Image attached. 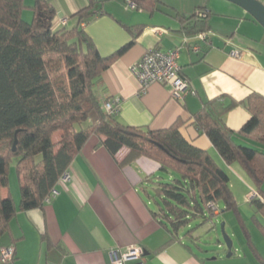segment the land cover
I'll list each match as a JSON object with an SVG mask.
<instances>
[{"label": "crops", "instance_id": "obj_1", "mask_svg": "<svg viewBox=\"0 0 264 264\" xmlns=\"http://www.w3.org/2000/svg\"><path fill=\"white\" fill-rule=\"evenodd\" d=\"M41 1L54 11L53 28L76 26L77 11L93 2L90 20L81 22V27L102 56L115 53L135 34L133 43L102 71V96L120 100L116 120L123 124L165 129L178 122L186 141L207 150L226 170L237 206L224 211L222 203H217L213 219L224 212L232 213L242 234L239 237L243 239L244 257L233 256L234 243L230 255L226 248L223 254L213 257L201 255L192 247L196 245L197 250L205 252L196 242V228L190 243L182 236L184 232H180L179 239H172L169 229L153 216L156 204H151L153 199L146 192L148 185V190L154 186L152 179L165 180L172 175H161L159 163L146 156L124 163L129 152L125 146L110 156L100 144L104 137L92 134L65 170L68 177L56 182L58 193L40 207L18 209L20 180L10 169L9 175L16 174L17 193L8 185L9 176L1 194L10 195L17 210L0 235V251L4 246H13L14 256L5 263L0 259V264H112V252L134 245L143 247L144 264H264V194L249 199L250 193L256 192L254 181L237 161L225 163L208 136L192 123V116L203 103L220 96L225 105L236 103L220 115L225 128L237 131L250 118L243 101L252 92L264 96L263 26L229 0H155L149 9L133 8L127 0ZM24 2L28 7L22 11V18L31 21L35 1ZM197 11L207 13L204 40L195 38L202 30L192 32V15ZM151 48L178 50V73L189 80L193 93L186 92L176 99L171 96L169 84L159 82L140 91L131 66ZM233 51L239 55L233 56ZM52 135L58 142L60 132ZM235 139L250 144L243 138ZM254 145L264 151V145ZM261 187L264 191V184ZM258 199L261 205L255 202ZM213 219L209 221L212 227ZM248 223L258 231V239L251 236Z\"/></svg>", "mask_w": 264, "mask_h": 264}, {"label": "trees", "instance_id": "obj_2", "mask_svg": "<svg viewBox=\"0 0 264 264\" xmlns=\"http://www.w3.org/2000/svg\"><path fill=\"white\" fill-rule=\"evenodd\" d=\"M34 1L33 19L26 21L21 14L28 7L24 0H0V235L17 210L13 198L1 194L8 186L11 160L17 158L18 209L40 207L92 134L104 137L100 144L110 156L125 146L129 152L124 163L146 156L172 175L164 181L152 179L150 194L156 204L152 214L172 239H179L180 232L191 239V220H212L217 203L224 211L235 210L228 173L207 150L186 141L178 122L165 129L133 127L116 120V111L104 108L111 98L102 96L101 73L133 43L135 34L118 51L102 56L81 27L90 20L93 2L77 11L76 26L53 28V9ZM130 1L149 9L155 0ZM192 17V32L207 28L205 16ZM243 102L251 116L237 131L221 121L220 115L236 105H225L222 96L203 103L192 123L208 136L225 163L241 164L261 197L264 151L254 144L264 145V96L252 92ZM55 132H60L58 142L53 140ZM238 137L250 144L237 142ZM255 202L261 205L260 199Z\"/></svg>", "mask_w": 264, "mask_h": 264}, {"label": "built area", "instance_id": "obj_3", "mask_svg": "<svg viewBox=\"0 0 264 264\" xmlns=\"http://www.w3.org/2000/svg\"><path fill=\"white\" fill-rule=\"evenodd\" d=\"M128 5L135 7V4L127 0ZM196 15L198 17L206 16L205 11H197ZM160 30H155L154 32H159ZM207 37V32L202 31L197 33L195 38L204 40ZM188 40V39H187ZM184 39V42L187 41ZM197 48V47H196ZM195 48V49H196ZM239 52L233 51L231 54L237 56ZM178 50L173 49L167 52H164L157 48H151L146 51L140 59L131 66L132 74H134L140 82V91H145L147 86L154 82L169 84L171 87V96L173 98H182L186 92H192L193 90L190 87L189 80L179 75V65L177 63ZM119 99H111L104 103V108L108 112L117 111L119 105ZM64 178H67L68 175L64 173ZM62 177V178H63ZM58 191L56 188H53L51 193L47 195L44 202H49ZM256 192H251L249 195L250 198H254ZM216 209L215 207H213ZM144 249L140 245H134L128 247L124 251L112 252L111 263L112 264H144ZM14 256L13 246H8L1 249L0 259L1 262L5 263L11 261ZM131 261V263H128Z\"/></svg>", "mask_w": 264, "mask_h": 264}, {"label": "rangeland", "instance_id": "obj_4", "mask_svg": "<svg viewBox=\"0 0 264 264\" xmlns=\"http://www.w3.org/2000/svg\"><path fill=\"white\" fill-rule=\"evenodd\" d=\"M16 159L17 158H13V160H11L12 161L11 171L13 170V172L15 171ZM169 174L170 173H167L164 171H162V173H161V175H167V176ZM15 175L16 174H13V173L11 175H9L10 176V183L8 184L11 187L14 194L17 193L16 192V186L14 185L15 178H16ZM159 179H161V178H159ZM161 181H164V180L161 179ZM148 187H151V186L148 185ZM148 187H146L147 188L146 192L149 194H152L153 193L152 189L150 188L148 190ZM144 194H145V192H144ZM156 200H158V198H156ZM151 204H153L155 206L153 200H152ZM220 215L221 214H219L218 216H215L214 219L212 218L214 220V223H215L214 227L211 226V224H212L211 222H209V221L203 222L200 218H194L191 220L190 224L187 226V229L189 227L196 228L195 230H197L199 232V236L196 238V242L198 244L199 249L203 248V250H205V252H201V251L197 250L198 248H196L197 247L196 245L192 246L193 249H195V251L201 253V255L208 256V257H213V256L218 255V254H223L225 251L224 249L226 248V245L223 242V238H222L223 234H222V229H221L220 224L224 223V221H226L225 232L227 234L231 235L232 232L236 231L235 235H233L231 237L229 236L232 239V242L234 243V248H233L234 249L233 250L234 255L233 256L244 257V255H243L244 249H242L243 248V245H242L243 239H241V237H239V235H242V234L240 232L239 226L236 224L237 223L236 219L234 218L232 213H229V212H224V213H222L221 216ZM248 226L250 228V231L252 232L251 236H253L254 239H258L260 236H259L258 231L255 230V227L250 223H248ZM217 240L221 241L220 246H218L219 242ZM187 241L188 242L190 241L189 238H187ZM233 256H232V258H234ZM232 260H235V258ZM231 262H234V261H231Z\"/></svg>", "mask_w": 264, "mask_h": 264}, {"label": "water", "instance_id": "obj_5", "mask_svg": "<svg viewBox=\"0 0 264 264\" xmlns=\"http://www.w3.org/2000/svg\"><path fill=\"white\" fill-rule=\"evenodd\" d=\"M242 8H244L247 12L251 14L264 28V4L260 0H229ZM224 223H221V229L223 234V242L226 245V249L228 250V255L232 254V239L224 230Z\"/></svg>", "mask_w": 264, "mask_h": 264}]
</instances>
